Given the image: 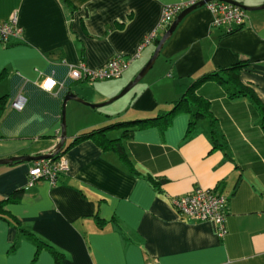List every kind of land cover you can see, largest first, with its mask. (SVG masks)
Here are the masks:
<instances>
[{"label": "crops", "instance_id": "0c3cea01", "mask_svg": "<svg viewBox=\"0 0 264 264\" xmlns=\"http://www.w3.org/2000/svg\"><path fill=\"white\" fill-rule=\"evenodd\" d=\"M69 1L0 0V24L16 15L22 31L9 40L10 47L0 43V75L6 73L0 94L27 98L23 112L10 104L0 121V160L52 152L69 89L86 102L113 99L151 59L153 42L140 53L139 48L153 34L162 35L164 9L189 0ZM247 18L242 29L226 35L212 27L205 7L186 16L155 63L159 72L150 71L127 104L99 112L68 103L74 129L65 147L95 129L164 115L201 75L242 61L250 67L240 80L264 105V11L247 12ZM116 57L132 60L123 84L85 81L53 92L42 89L48 77L62 83L72 67L97 70ZM88 83L92 93L83 88ZM199 93L209 101L210 115L196 119L181 113L164 130L153 124L123 142L137 176L92 140L66 153L68 168L56 184L42 180L27 188L34 162L0 166V203L24 190L20 202L5 204L2 213L63 254V264H264L263 117L248 98L231 97V87L209 81ZM217 142L223 147L216 148ZM150 179L160 183L159 191ZM196 188L228 199L223 240L213 224L183 219L173 207L174 198ZM97 214L105 225H99ZM9 222L0 218V264H56Z\"/></svg>", "mask_w": 264, "mask_h": 264}, {"label": "built area", "instance_id": "2783aa9c", "mask_svg": "<svg viewBox=\"0 0 264 264\" xmlns=\"http://www.w3.org/2000/svg\"><path fill=\"white\" fill-rule=\"evenodd\" d=\"M207 0H189L183 4L167 6L161 18L160 29L169 28L173 21L185 9L197 5ZM212 14V27L221 29L226 35L242 29L248 22L247 12L234 5L222 1L213 0L205 4ZM21 28L18 26L16 15L4 23L0 24V43L8 42L12 37H18L21 34ZM157 37L153 34L146 38L140 45L139 53L145 47L149 46ZM131 59L116 57L110 60L106 65L97 70H89L85 65L78 68H70L66 79L59 83L54 78L48 77L42 84V89L46 92H53L57 87H65L68 83L77 81H104L121 78L130 68ZM27 106V98L23 94L16 95L11 108L17 112H23ZM68 168V162L65 156L58 161L52 159L36 161L28 174L27 188L34 187L39 181L46 180L51 184H56L58 178ZM173 207L183 219L194 222H208L213 224L216 235L223 240L228 234L227 216L228 199L213 190L196 188L190 194L176 197L172 201ZM145 264H159L158 262H147Z\"/></svg>", "mask_w": 264, "mask_h": 264}, {"label": "trees", "instance_id": "16d2710c", "mask_svg": "<svg viewBox=\"0 0 264 264\" xmlns=\"http://www.w3.org/2000/svg\"><path fill=\"white\" fill-rule=\"evenodd\" d=\"M65 2H67L68 4L70 1L65 0ZM162 30H163L162 31V35H163V33L166 32L168 28ZM162 35L160 34L158 36L161 38ZM158 36L153 41L155 46L158 45V42L160 40ZM3 44L5 47L11 46V44H9V41ZM249 67H250V63L246 61H242L227 69H220L210 73H205L204 75H201L199 78H197L190 84L187 91L184 93L183 97H181L179 101H176L173 104L172 110L170 112L165 113L164 115H159L158 117L153 119L121 122L81 134L80 136L76 137L69 146L64 147L63 151L59 156L52 158V160L58 161L61 157L65 156L66 153L71 148L75 147L79 143L86 140H92L103 152H111L115 154L118 157L123 168L128 172V174L137 176V172L134 169V166L131 163L128 154L125 151L123 142L127 139H130L137 130L147 128L153 124L163 126L161 129L164 130L166 127H168L171 124L174 117L181 113L193 114V116L196 119L203 118L206 115H210L212 113L210 110V103L204 96H202L199 93V88L201 87V85L209 81L216 82L217 84H221L225 88L231 87V89H233L234 92L232 93L231 97L242 96L248 98L255 106V108L258 110V112L262 115L264 120V105L259 100L255 91L250 87L245 86L240 80L242 72L248 69ZM5 78H6V73L1 74L0 82L3 81ZM83 82L85 81L73 82L72 86L75 85L79 86ZM69 91L72 92V88H70ZM9 101H10L9 95L0 97V121L2 120V118L4 117L7 111ZM192 124L194 125L195 122H193ZM263 127H264V121H263ZM113 131L116 132L121 131L120 136L118 138H112L110 133ZM0 138L2 137L0 136ZM222 147L223 146L221 145V143L218 144L217 142L216 148H222ZM160 182L163 183L165 182V180L162 179L160 180ZM149 183L154 189L158 191L160 190L161 185L156 180L150 179ZM23 191L24 190L15 192L13 195H11L9 199L4 200L0 203V218L8 222L11 221L15 229H17V231L21 235L27 236L29 240L35 243L38 252L41 250L48 251L54 258L56 264H63L65 260V256L63 254L55 250L48 243L39 240L37 236H35L34 234L23 229L16 220L2 213V208L5 206V204L7 203L17 204L20 202ZM95 218L96 220H98L99 225L101 226L105 225V222L99 219L98 214L95 215Z\"/></svg>", "mask_w": 264, "mask_h": 264}, {"label": "water", "instance_id": "95a60500", "mask_svg": "<svg viewBox=\"0 0 264 264\" xmlns=\"http://www.w3.org/2000/svg\"><path fill=\"white\" fill-rule=\"evenodd\" d=\"M213 0H207L206 2H200L197 5H194L192 7H189L185 9L177 18L173 21V23L170 25L168 30L164 33L162 38L159 40L158 45L155 48V51L151 57V59L147 62V64L143 67V69L139 72V74L121 91L119 95L114 97L113 99L109 100L106 103L103 104H97L93 105L88 102H86L84 99L80 98L77 94L73 92H68L62 103V114H61V137L56 145L55 149L45 155H37V156H21V157H12L8 159H3L0 160V166H7V165H14V164H23V163H31V162H36V161H41V160H48L52 159L54 157H57L61 154L63 151L65 144L67 142V122H66V110H67V105L70 101L72 102H77L79 104L85 105L87 107H90L92 109H98L102 108L108 104L113 103L114 101L124 97L127 95L131 90H133L148 74L149 72L153 69L156 61L158 60L161 51L166 44V42L172 37L174 32L176 31L177 27L179 24L183 21V19L194 12L195 10L199 8L205 7V4L207 2H211ZM216 1H222L226 2L228 4L234 5L236 7H239L243 9L246 12H256V11H262L264 10V4L259 7H248L245 6L239 2L233 1V0H216Z\"/></svg>", "mask_w": 264, "mask_h": 264}, {"label": "rangeland", "instance_id": "374dc122", "mask_svg": "<svg viewBox=\"0 0 264 264\" xmlns=\"http://www.w3.org/2000/svg\"><path fill=\"white\" fill-rule=\"evenodd\" d=\"M262 11H264V10H262ZM160 62V61H159ZM159 63H157V65H155L154 66V68L151 70V74H154V72L155 73H158L159 72V66L160 65H158ZM129 74H131V72H129V73H126L125 74V76L123 77V78H120V79H111V80H105L104 82H111V83H117V82H121L120 84H123L124 82H126L129 78H130V76H128ZM128 76V77H127ZM148 78H150V77H148ZM100 81H97L96 83H92V85L93 84H96V85H100ZM90 84L88 83V84H84L83 85V88L85 89H87V91H89V92H91L92 93V91H94L93 89V86L92 85H90ZM96 85H95V87H96ZM76 86H78V85H75V87ZM138 86V85H137ZM136 86V87H137ZM135 87V88H136ZM134 88V89H135ZM134 89L133 90H131L127 95H125L124 97H122V98H120V99H118V100H116V101H114L113 103H111V104H108V105H106V106H104V107H102V108H98L97 110L99 111V112H106L107 110H112V108H116V107H121L123 104L125 105V104H127L128 103V101H129V98L131 97V95L132 94H134L133 92H134ZM1 92H3V90H1ZM121 92V91H120ZM119 92V93H120ZM3 93H5V92H3ZM81 93V95H84L83 94V92H80ZM118 93V94H119ZM94 94H95V92H94ZM117 94V95H118ZM3 94H0V97L2 96ZM6 95H9V96H11L10 94H6ZM116 95V96H117ZM116 96H114V97H116ZM113 97V98H114ZM90 99V98H89ZM112 99V98H111ZM111 99H109V100H111ZM12 100H13V98H11L10 99V101L8 102V106H10V104H11V102H12ZM109 100H107V101H105V103L106 102H108ZM90 101H91V99H90ZM88 103H90V104H93V105H97V104H100V103H92V102H89V101H87ZM104 103V102H103ZM103 103H101V104H103ZM72 104H74V103H70V106L72 105ZM66 122H67V143H70L71 142V138H70V135H71V133H72V130L74 129L73 128V126L72 125H70L69 123H68V109L66 110ZM116 135V134H115ZM115 135H112V137H115Z\"/></svg>", "mask_w": 264, "mask_h": 264}]
</instances>
